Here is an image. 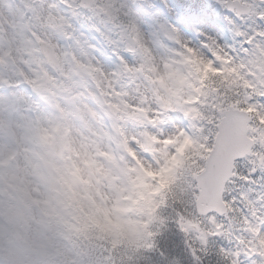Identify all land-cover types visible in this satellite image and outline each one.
I'll return each mask as SVG.
<instances>
[{"label":"snow or ice","instance_id":"6c2138e0","mask_svg":"<svg viewBox=\"0 0 264 264\" xmlns=\"http://www.w3.org/2000/svg\"><path fill=\"white\" fill-rule=\"evenodd\" d=\"M216 5L231 41L200 32L193 45L177 27L193 17L170 3L157 13L144 0H0V264H264V0ZM142 12L157 16L149 31ZM80 19L117 54L111 70L78 35ZM188 51L215 68L230 61L239 81L201 91L184 65L169 93L179 97L189 85L195 95L166 99L151 113L150 127L159 129L152 139L163 143L138 149L144 159L162 165L176 151L172 141L186 139L201 153L178 170L165 228L147 249L108 257L87 238L55 233L25 183L49 164L48 137L83 128L141 83L159 96L165 74L146 70L182 62ZM136 97L143 103L140 91Z\"/></svg>","mask_w":264,"mask_h":264},{"label":"clouds","instance_id":"9594fccd","mask_svg":"<svg viewBox=\"0 0 264 264\" xmlns=\"http://www.w3.org/2000/svg\"><path fill=\"white\" fill-rule=\"evenodd\" d=\"M95 19L100 22L103 18ZM180 67L181 61H176L156 73H152L151 68L146 70L149 77L165 74L163 82L156 80L160 85L159 96H154L141 83L123 103L117 100L111 108L99 107L97 115L83 128L68 135L61 131L48 137L50 162L40 173L26 177L25 183L31 195L41 201L39 207L46 211L45 219L55 233L69 238H87L93 242L96 255L108 257L136 249L117 244L118 226L123 219L146 221L147 232L157 235L165 228L161 220L171 217L167 209L172 207L169 202L172 190L153 196L141 187L142 166L156 170L162 165L149 163L138 149L150 145L159 148L163 143L152 139L159 135V129L150 125L151 113L164 100L187 101L190 93L195 95L189 85L181 89L179 97L170 95L169 89L175 86V73ZM137 91L143 103L137 99ZM165 131L170 129L165 128ZM25 183L20 184L22 190ZM157 183L153 181L152 186ZM142 235L147 249L156 235L150 238L143 231Z\"/></svg>","mask_w":264,"mask_h":264},{"label":"rangeland","instance_id":"374dc122","mask_svg":"<svg viewBox=\"0 0 264 264\" xmlns=\"http://www.w3.org/2000/svg\"><path fill=\"white\" fill-rule=\"evenodd\" d=\"M166 3H170V0H165ZM217 8V5H216V0H211V3H210V8H208L207 12H208V15H209V19L205 22L202 23V25L200 24L199 25V31L193 33L195 36H196V40L195 39H192L189 34L187 33H182V35L190 40L193 45H199L200 41L203 39V37L199 34L200 32H206L210 35H213V36H216L218 39L222 40V41H231L230 39V32H231V29H230V26L228 25L227 21L224 19L223 22H220V21H216L214 20L213 18V13L215 12ZM157 19V16H154L153 19L149 18L148 17V14L147 13H144V14H141V27L145 30V31H149L151 29V23L152 21L156 20ZM195 53V52H194ZM95 57L96 60H98L100 62V64L105 68V69H108V70H111L112 68L115 67L116 63H118V61L116 62V60H104L102 58H100L99 55H92ZM195 56L196 58L201 62V64L207 66V65H211V62H207V61H204L202 60L196 53H195ZM124 57L129 61V63H132L135 61V58L133 57H130V56H127V55H124ZM230 64V61H227L225 60L224 61V65H229ZM214 67V66H213ZM229 70H232V71H235L237 72V70L233 67H229L227 66ZM218 69V68H216ZM185 142H189V140H184V141H172V143H175L176 144V151L174 154L172 155H169L168 158H167V161L166 163L162 164V166L156 170H153L151 168H148V167H143L142 166V169L146 172V173H149L151 174L152 176L154 177H159L168 167H171L173 165V162H174V158L176 155H178V151L180 150V148L182 147V145L185 143ZM167 147V145H165V148ZM156 180V179H155ZM154 180V181H155ZM152 182L153 180H142V183L143 185H147V188L149 190H153L155 187L152 186ZM135 221L134 219L132 218H125L122 220V223L120 226H118L120 228V231L128 234L129 238L131 240H134V237H133V233H134V230H135Z\"/></svg>","mask_w":264,"mask_h":264}]
</instances>
